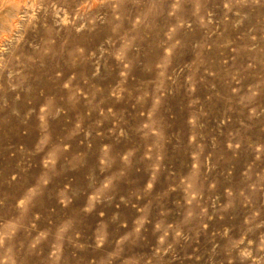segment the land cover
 Masks as SVG:
<instances>
[{
	"label": "rangeland",
	"instance_id": "1",
	"mask_svg": "<svg viewBox=\"0 0 264 264\" xmlns=\"http://www.w3.org/2000/svg\"><path fill=\"white\" fill-rule=\"evenodd\" d=\"M0 6V264H264V0Z\"/></svg>",
	"mask_w": 264,
	"mask_h": 264
},
{
	"label": "bare ground",
	"instance_id": "2",
	"mask_svg": "<svg viewBox=\"0 0 264 264\" xmlns=\"http://www.w3.org/2000/svg\"><path fill=\"white\" fill-rule=\"evenodd\" d=\"M2 3V2H1ZM1 7V6H0ZM7 9V8H6ZM4 11V10H3Z\"/></svg>",
	"mask_w": 264,
	"mask_h": 264
}]
</instances>
